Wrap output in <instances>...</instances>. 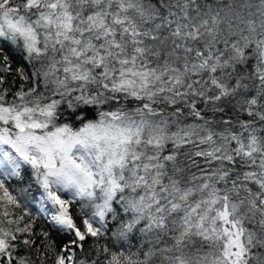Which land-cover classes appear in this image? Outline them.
Segmentation results:
<instances>
[{
	"label": "snow or ice",
	"instance_id": "6c2138e0",
	"mask_svg": "<svg viewBox=\"0 0 264 264\" xmlns=\"http://www.w3.org/2000/svg\"><path fill=\"white\" fill-rule=\"evenodd\" d=\"M0 264H264V0H0Z\"/></svg>",
	"mask_w": 264,
	"mask_h": 264
}]
</instances>
